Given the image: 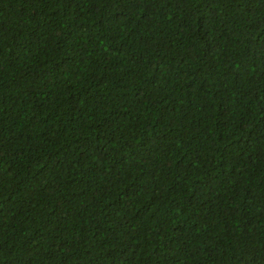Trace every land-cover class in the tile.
<instances>
[{"label": "trees", "instance_id": "16d2710c", "mask_svg": "<svg viewBox=\"0 0 264 264\" xmlns=\"http://www.w3.org/2000/svg\"><path fill=\"white\" fill-rule=\"evenodd\" d=\"M0 264H264V0H0Z\"/></svg>", "mask_w": 264, "mask_h": 264}]
</instances>
